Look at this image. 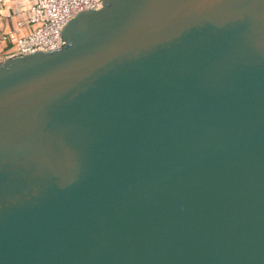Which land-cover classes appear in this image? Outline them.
I'll use <instances>...</instances> for the list:
<instances>
[{
    "label": "water",
    "instance_id": "95a60500",
    "mask_svg": "<svg viewBox=\"0 0 264 264\" xmlns=\"http://www.w3.org/2000/svg\"><path fill=\"white\" fill-rule=\"evenodd\" d=\"M0 62V264H264V0H102Z\"/></svg>",
    "mask_w": 264,
    "mask_h": 264
},
{
    "label": "built area",
    "instance_id": "2783aa9c",
    "mask_svg": "<svg viewBox=\"0 0 264 264\" xmlns=\"http://www.w3.org/2000/svg\"><path fill=\"white\" fill-rule=\"evenodd\" d=\"M102 0H0L7 13L2 18L0 37L10 39V55L48 52L60 48L61 28L76 14L98 9Z\"/></svg>",
    "mask_w": 264,
    "mask_h": 264
},
{
    "label": "crops",
    "instance_id": "0c3cea01",
    "mask_svg": "<svg viewBox=\"0 0 264 264\" xmlns=\"http://www.w3.org/2000/svg\"><path fill=\"white\" fill-rule=\"evenodd\" d=\"M9 13L6 8L0 6V28L7 30V28L2 25V18ZM12 51V45L10 39H3L0 37V62L3 61L6 57L10 56Z\"/></svg>",
    "mask_w": 264,
    "mask_h": 264
}]
</instances>
